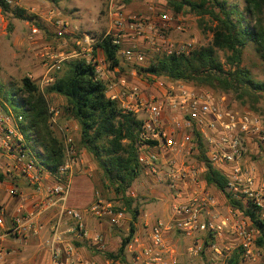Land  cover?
Listing matches in <instances>:
<instances>
[{
	"label": "rangeland",
	"instance_id": "1",
	"mask_svg": "<svg viewBox=\"0 0 264 264\" xmlns=\"http://www.w3.org/2000/svg\"><path fill=\"white\" fill-rule=\"evenodd\" d=\"M149 1L155 2L156 0H122V13L126 16L142 15L146 8L145 3ZM225 1L229 5H237L240 11L244 8L243 0ZM107 2L108 0H8L11 8L19 7L24 9L25 15L29 19L20 20L14 18L9 13L4 16L0 14V100L3 101L2 96L5 93H13L14 89L20 86V81L24 76L34 81L40 91L45 89L52 82V79L61 73V71L53 72L49 70L55 61L61 60L63 64L64 62L77 59H85L88 62L96 58L102 59L100 57L101 51L94 50V46L89 47L86 43V37L97 39L108 30ZM181 16L185 23L183 32H176L173 29L160 30L158 32L166 44L168 42L175 44L192 40L195 48L206 45L211 38L207 31V27L210 25L208 18L200 19L190 13L188 9L182 10ZM57 21L62 22L61 25L64 26L61 35L58 34L61 28L59 29ZM7 24H10L9 30L7 29ZM145 33L149 36V32ZM142 43V50L146 60L141 65L129 63L118 55L119 67L111 70L106 67L103 61L105 76L103 81L106 85V90L109 91L115 88L117 91L122 86V90L128 91L125 103L128 106L138 107V111L135 114L139 118H143L145 114L140 106L141 100H147L155 93H163L164 88L168 89L170 85L164 78L159 77L154 79L137 72L138 67H147L150 62L154 61L158 55L163 54L165 50V45L161 46L154 36L144 38ZM219 56L221 62L224 63V54L219 53ZM241 67L247 69L254 80L264 81V62L260 59L252 44H247L242 51ZM121 80L123 83H121ZM195 89L208 93L216 103L226 110L238 113L249 112L255 115L258 122L264 126V95L256 104H243L232 94L210 88L196 87ZM133 92H136L134 99L129 97ZM46 99L53 114L52 117L55 120V123H52L54 133L62 141V131L66 129V134L71 138L74 147V159L81 160L80 157L83 152H76V145L79 139L78 126L74 121L67 119L63 115L62 105L64 104V99L53 94L47 95ZM171 115H175L177 120H180L182 116L178 112L174 114L165 113L163 123L166 126H172L173 117ZM187 132L191 131L187 130ZM241 140L242 159L245 166L253 169L257 177L259 175L262 179L264 177V150L258 149L257 152L255 151L257 149L255 146L256 138L252 133L247 136H241ZM198 142L201 144L199 138L194 134L190 143L186 145V148L160 153L161 160H165L170 168L176 165L177 169L181 171L191 169L195 172L194 179L198 183V187L189 182L190 180L186 181L187 186L182 187L181 190L179 189L183 197H188L194 191L202 190L207 200L206 207L198 213V226L190 235H186L175 229L170 230L169 233H172L175 239L179 238V242L173 245V247H193L194 253L191 251L192 259L189 264H206V256L207 258L211 257V260L215 264H227L232 250L240 251L243 260L246 262L254 260L253 264H264V250L257 248L253 252V257L248 258L243 254L240 247L241 239L236 232L237 227L252 230L255 238L257 236L249 220L240 211L228 205L224 194L212 186L205 185L203 181L205 165L198 159L200 151L197 145ZM200 149L205 153L204 146ZM85 156L86 158L83 162H88V164L95 166L93 171L90 170L94 191L97 192V195H94V202L99 204L100 209L109 211L112 216L121 214V218L118 219L117 223L111 222V216L103 215L100 219L103 230H109L112 233L109 250L112 251V254H116L120 245V238L125 237L128 233L131 215L125 212L120 200L113 194L110 188H107L101 171L96 167L91 157L88 154H85ZM159 166L163 167L164 163H160ZM141 167L142 171L139 178L127 191V196L134 200V205L138 208V215L134 226L136 229L138 227L140 229L142 227L143 229H149L155 221H161L165 224L168 222L172 223L173 204L175 203L173 197L176 196L177 190L171 187L173 183L165 174L168 169L159 171L155 167V172H153L150 168L148 170V167ZM7 183H9V180L5 179L4 183L0 185V204L10 199L4 191ZM26 187L33 191L28 185ZM262 198L264 201V193ZM239 202L243 206L247 205L245 201ZM143 213L148 218H143ZM224 232L227 235L226 240L218 241L220 238L218 234ZM165 234L163 236L164 239L166 237ZM183 238H187V242L183 241ZM46 240H42V245L45 248L47 245ZM78 241L72 239L71 234L64 233L61 243L66 242L67 245H71L75 249ZM221 243L223 246L219 248L218 253H215L214 249H211L218 256H213L208 252V244H216L218 246ZM95 248L91 249L97 251L102 258L107 259L105 257V254L108 253L107 251H104L100 247L99 249ZM133 252L135 253V251ZM255 259L258 261H255ZM108 261L109 264H136L134 263L136 262V258H133V256H125V263H119L118 259Z\"/></svg>",
	"mask_w": 264,
	"mask_h": 264
},
{
	"label": "built area",
	"instance_id": "2",
	"mask_svg": "<svg viewBox=\"0 0 264 264\" xmlns=\"http://www.w3.org/2000/svg\"><path fill=\"white\" fill-rule=\"evenodd\" d=\"M144 14L136 16H126L122 13V0H108L107 13L109 17L108 30L103 37L110 36L112 43L118 46V55L129 63L141 65L145 62V54L142 50L144 38L155 37L161 46L165 45L164 54H185L195 49L194 42L187 40L171 44L163 40L158 34L160 30L173 29L176 32H183L185 28L182 10L174 12L168 6L167 0H156L145 3ZM59 25L58 34L61 35L64 26ZM145 32H149L147 36ZM97 39L86 37L89 47L96 44ZM141 43V44H140ZM90 63L94 67L95 74L103 80L104 65L101 59H92ZM61 64V60L53 62L50 71L55 70ZM105 77V76H104ZM160 87L161 84H159ZM161 94L155 93L147 100H141L140 106L145 112L142 120V130L140 133V148L138 152V163L148 167L155 172V167L159 171L168 169L165 173L173 183L176 196L173 197V221L172 223H162L155 221L149 227L150 242L146 246L139 247L140 257L149 263H153L158 258V253L162 249L164 234L171 229L190 235L198 226V213L206 207L207 200L202 190L194 191L188 197H183L181 188L187 186L186 181L192 182L196 187L195 172L191 169L181 171L177 166H170L161 160L160 153L172 152L186 148L193 135L199 138L204 146L205 157L212 166L222 173L226 178V191L231 198L237 201H245L260 208L264 217V177H257L254 170L246 167L242 159L241 136L253 134L256 138L255 146L264 150V126L260 124L255 115L249 112L238 113L226 110L214 101L208 94L193 87L183 84H170L168 89ZM128 92V91H127ZM136 92L129 95L134 99ZM127 98V94H124ZM117 99V97H110ZM125 110L136 112L138 107L121 104ZM182 115L180 120L172 116V126L163 123V116L166 113ZM53 116V115H52ZM22 116L15 114L2 100H0V175L8 179L4 191L13 198L19 195V190L13 186V180L22 178L26 184L34 191H39L43 187L44 175L51 178L53 183L46 189L50 204H41L39 208L31 214L17 213L11 216L9 225L6 223L7 213L0 205V262H3L6 250L2 246L5 239L22 240L30 231V221L41 216L51 206L58 209L57 215L50 225V239L47 243L51 252V264H81L70 260L73 251L71 245L66 246L67 258L65 262L58 260L57 245L62 241L64 233L71 234V238L80 240L85 237V227L82 222L81 212L67 208V200L70 192L69 171L75 162L74 147L71 138L66 134V129L62 131V144L64 147L65 161L56 172L50 173L45 170L36 158L32 149L31 141H27L22 134ZM51 124L55 123L53 117ZM187 130L193 132H187ZM175 136H180L176 137ZM199 146V144L197 143ZM189 150V148H188ZM164 166H159L160 163ZM164 174V171H163ZM264 176V175H263ZM4 183V182H2ZM0 183V185L2 184ZM181 184V185H180ZM180 189V190H179ZM89 212L97 217L111 216V222L117 223L121 214L111 215L109 211L100 209L98 203H93L89 207ZM64 228V231H63ZM241 242L240 247L246 257H253V252L257 249L254 244L255 236L252 230H245L237 227ZM99 242V236L94 238ZM154 258V259H152ZM137 259V258H136ZM4 263V262H3ZM4 264H15L8 262Z\"/></svg>",
	"mask_w": 264,
	"mask_h": 264
},
{
	"label": "trees",
	"instance_id": "3",
	"mask_svg": "<svg viewBox=\"0 0 264 264\" xmlns=\"http://www.w3.org/2000/svg\"><path fill=\"white\" fill-rule=\"evenodd\" d=\"M167 4L174 12L188 9L200 19L207 17L211 38L206 45L187 55L160 54L147 67H138L137 72L154 79L164 78L168 84L218 90L232 94L240 103L256 104L264 95V81L254 80L249 71L241 67V55L244 47L252 44L264 62V0H243L242 11L225 0H167ZM7 13L16 19H29L24 9L11 8L8 0H0V14ZM94 50L101 51L100 57L108 69L119 67L118 46L112 43L110 36L100 35ZM219 53L224 54V63ZM57 71H61L60 75L42 91L24 76L13 93L2 96L3 102L22 116V134L31 141L40 165L54 173L64 164L65 154L62 141L52 129L53 114L46 96L53 94L64 99L63 115L74 121L79 130L76 152L83 150L91 157L107 188L131 215L128 233L120 238L116 254H105L108 260L118 259L119 263H125V249L134 237L138 215V208L127 196V191L142 171L138 163L142 120L134 112L123 109L118 100L106 96L104 81L96 76L93 65L85 59L61 63L53 70ZM200 148L201 144L198 159L205 165V185L224 194L228 205L249 220L257 233L254 244L264 250V217L260 208L250 203L243 206L232 199L225 189V176L212 166ZM4 180L0 175V183ZM241 260V252L233 251L227 264H238Z\"/></svg>",
	"mask_w": 264,
	"mask_h": 264
},
{
	"label": "crops",
	"instance_id": "4",
	"mask_svg": "<svg viewBox=\"0 0 264 264\" xmlns=\"http://www.w3.org/2000/svg\"><path fill=\"white\" fill-rule=\"evenodd\" d=\"M101 60H103V58ZM121 83H123V81ZM124 94H127V92L125 89L122 90V86L119 87L117 91L115 88L110 89L109 91L106 90L107 97H117L121 104H125L126 99L123 97ZM255 151L257 152L258 150L256 149ZM82 152L83 153L80 157L81 160H75L70 167L69 178L71 192H69L66 205L68 209L81 212L86 235L76 243L77 245L75 246V249H73L69 259L75 262H80L81 264H109L108 259L102 258L97 251L91 249L93 247L99 249L100 247L104 251L112 253V251L109 250V242L112 238V233L109 230H103L101 226L102 224H100L101 217H97L89 212V207L95 201L94 195H97V192L94 191L93 178L90 172V170L93 171V169H95V166L88 164V162H83L86 158V153L83 150ZM52 183L53 180L44 175L42 189L39 191H32L26 187L27 184L22 178L14 179L13 186L17 187L19 195L13 198L9 197V200L0 204L6 210L7 225H9L11 216L14 217L18 212H20V214H31L32 212H35L41 204H50L52 199L48 198L46 189L51 186ZM57 209L56 206H51L41 216L31 220L30 231L24 239H5L2 242V246L6 250L3 262H14L15 264H51V252L47 245L46 248L42 245V240L47 239L46 242H48L50 239V225L57 215ZM144 217L147 216L143 213V218ZM169 232L170 231L165 234L166 237L163 244L165 247L159 251L158 258L155 262H146L140 257L139 252H137L139 247L146 246L150 242L149 229H143V227L141 229L140 227H138V229L135 227L134 237L125 249L124 255L126 257L133 256V258H137L136 262H134L136 264H189L192 259L191 251L194 250L192 249L193 247L189 245L187 248L184 246L182 248L179 246L173 247V245L179 242V238L175 239L174 235ZM96 236H99L98 243L94 241ZM218 236L220 237L218 241H225L227 238L225 232L218 234ZM187 240V238H183V241L187 242ZM66 245L65 242L56 246L59 254L58 260L61 262H65L67 258ZM221 246H223L222 243L221 245L218 244V246L216 244H208L207 250L211 255L218 256V254L215 253L219 252ZM211 249H214L215 253H213ZM133 251H135V253ZM233 251L234 250H232L231 253H233ZM205 260L206 264H215L211 260V257L207 258L206 256ZM127 261L129 262V260ZM253 261L254 260H248V262H246L242 258L238 264H253ZM255 261L258 260L255 259ZM3 262H0V264H4Z\"/></svg>",
	"mask_w": 264,
	"mask_h": 264
}]
</instances>
